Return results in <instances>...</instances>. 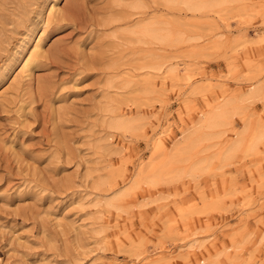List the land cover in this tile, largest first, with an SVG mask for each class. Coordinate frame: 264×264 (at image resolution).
<instances>
[{"label":"rangeland","instance_id":"rangeland-1","mask_svg":"<svg viewBox=\"0 0 264 264\" xmlns=\"http://www.w3.org/2000/svg\"><path fill=\"white\" fill-rule=\"evenodd\" d=\"M126 1L0 0V264H264V138L247 150L264 130V0H143L141 16L186 38L163 46L127 42ZM149 49L162 71L145 68ZM225 101L202 169L178 161L175 179L133 185ZM115 115L132 127H109ZM122 190V209L106 207Z\"/></svg>","mask_w":264,"mask_h":264},{"label":"bare ground","instance_id":"bare-ground-1","mask_svg":"<svg viewBox=\"0 0 264 264\" xmlns=\"http://www.w3.org/2000/svg\"><path fill=\"white\" fill-rule=\"evenodd\" d=\"M161 1L167 7L168 6L176 7L177 5H182L189 11L199 13V12L215 11L221 5L226 4L228 2H231V1H234V0H161ZM125 5L127 7H129V9L131 10L130 14H128L129 18L132 17V19L130 21L128 20L126 25H124L121 28L122 33L125 35L124 37L126 38L127 42L132 43V44H137V45H143V46L144 45L163 46V45H166L169 43L171 44L174 42H176L177 44L178 43L181 44L182 42L186 41V38H184L182 35H179V36L171 35L172 33L170 34L169 29L165 25L166 22L163 23L161 20H158L157 18H153V17L141 16L146 12V9L148 8L143 0H127L125 2ZM57 6L58 5L56 4V2L53 1L52 5L50 6V10L57 11V8H58ZM134 15L135 16H141V17H139L138 19H135L133 17ZM123 19H121L120 16L116 18V20H121V21ZM124 20H126V19H124ZM40 45L41 44H40V40H39V43L36 45V47L37 46L39 47ZM40 48H42V47H40ZM150 49L144 50L145 52L149 51L147 56L145 55L148 58V59L146 58L147 62H146L145 68L147 67L148 69L151 70V72L152 71L160 72L163 69V61H161V59L159 60V58H157L156 55L152 54L150 52L152 49L151 50ZM38 51L39 50L35 51V53L33 52L34 54L32 55V58L28 59L29 58L28 57L27 58L28 61L25 62V64H23L24 65L23 72H24L25 76H27V77L31 76L30 75L31 73L29 72V69H28V68H30L29 66L40 55L39 54L40 51L39 52ZM142 55H143V53H142ZM141 58L143 59L144 57H141ZM23 65H21V66H23ZM169 68H170V66H169ZM170 71H172V73H174L175 68L171 67ZM115 77H116V75H115ZM118 77L119 76H117V78ZM111 82H112V80H110V83ZM110 85H112V84H110ZM254 93H256V92H254V88L251 87L249 89V94H247V95L245 94L246 96H244L240 100L241 101L246 100V99L249 100L248 98H250L252 96V94H254ZM229 105H230V102L225 101L224 103L217 105V107H214L212 109L211 113H209L205 116H202L203 118L198 119L195 122H193L192 126L195 125L194 127L196 129L191 131L190 134H186L183 139H180V140L177 139L178 141H176V143L174 145L175 152H174V154L172 153L173 155L169 158V160L164 161V159H163L162 160L163 162L160 166H153L152 168H148V170L142 169L141 171H137V173H136L137 176L135 177V179L133 178L134 179L133 185H136L139 181H143L148 185H154L159 181L160 182H163L164 180L168 181V179L173 178L175 175L177 176L178 172H180L183 169L182 166L180 168L177 165L178 161H186V160L192 159V158H194V161L188 166L187 172H195V171L197 172V170H199V168L201 167V163H206V160L203 157L199 156V154H197V152L199 151L198 150L199 143L203 139L211 138L212 135L214 134V132H213L214 129L216 127L224 124V121H225L224 119H226V117H228V115L230 113L229 112L230 111ZM236 107L237 106L234 105L232 107V108H234L233 110H235ZM233 110L231 111L232 113L234 112ZM133 121H134V118H133ZM133 121L131 119L115 115L109 119V122L107 124L109 127L113 128V129H128V128L132 127ZM202 129H207L209 131V133L207 134V132H206V135H204V136L201 135L200 137H197L201 133L200 134H196V133L199 130L201 131ZM160 133H162V132L156 133L155 138H156L157 142H155V143L156 144L158 143L161 146V148L162 147L167 148L166 147L167 146L166 140ZM166 134H167V132H166ZM242 137H244V136H242ZM155 138H154V140H155ZM262 138H264V130H260L256 133V135L254 136L253 140L251 141L249 147H248V144H246L248 147L247 150H252L261 141ZM236 146H237V143H234L233 145H230L229 147H227V149H225V152L223 153V158L229 157L231 155L232 151L236 148ZM245 150H246V148H245ZM155 152H157V151H155ZM168 155H167V157L165 156L167 159L169 157ZM203 160H205V162ZM202 166H203V164H202ZM201 169H202V167H201ZM176 176H175V178H176ZM175 178H173V179H175ZM102 180H104V181H102ZM102 180L99 181V185L106 186L107 189H109L110 187L108 185V181L106 179H102ZM164 182H166V181H164ZM128 189H130V188H128ZM126 191H124V190H122L120 192L117 191V193H115L109 197L107 196V198L104 199V201H103L105 206L106 207H112L115 210H121L122 209V198H123V196L126 195V193H128V191L127 192ZM97 203H99V202H97ZM187 247H189V246L187 245ZM135 260L136 261H133V263H129V264H142L143 263L142 260H145V259H140L137 257V258H135ZM152 261H150V262H152Z\"/></svg>","mask_w":264,"mask_h":264}]
</instances>
